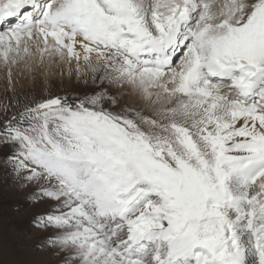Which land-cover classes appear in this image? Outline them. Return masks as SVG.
Wrapping results in <instances>:
<instances>
[{
	"label": "snow or ice",
	"instance_id": "snow-or-ice-1",
	"mask_svg": "<svg viewBox=\"0 0 264 264\" xmlns=\"http://www.w3.org/2000/svg\"><path fill=\"white\" fill-rule=\"evenodd\" d=\"M9 18L5 65L34 48L96 85L0 126L65 264H264V0H0Z\"/></svg>",
	"mask_w": 264,
	"mask_h": 264
},
{
	"label": "rangeland",
	"instance_id": "rangeland-1",
	"mask_svg": "<svg viewBox=\"0 0 264 264\" xmlns=\"http://www.w3.org/2000/svg\"><path fill=\"white\" fill-rule=\"evenodd\" d=\"M215 1L217 5L224 2ZM33 53L29 57L21 56L14 64L5 65L0 60V69L4 71L0 78L3 80L0 83V126L34 101L52 96L74 99L85 92L91 94L92 89L96 88L91 83L92 73L83 68L82 64L81 71L77 72L75 61L69 62L60 57H51L50 72L42 75L38 67L40 57L34 48ZM13 72L24 77V85L14 84V77L9 75ZM132 92L129 88L118 91L111 89V94L117 98V107L151 114L155 108L149 110L137 106L131 100ZM14 151L11 143L0 142V264H65L64 253L49 243L55 238L54 229L38 222L39 217L54 210L55 203L49 199L31 198V193L37 190L35 182L26 183L12 170L8 158Z\"/></svg>",
	"mask_w": 264,
	"mask_h": 264
},
{
	"label": "bare ground",
	"instance_id": "bare-ground-1",
	"mask_svg": "<svg viewBox=\"0 0 264 264\" xmlns=\"http://www.w3.org/2000/svg\"><path fill=\"white\" fill-rule=\"evenodd\" d=\"M216 5H217V2L215 1ZM220 5V3H219ZM218 6V5H217ZM30 10V9H28ZM23 11V10H22ZM18 21V20H17ZM19 22V21H18ZM16 21H14V18H9L8 20H6L3 24H0V31H4V29H6V27L9 26V24L11 23H18ZM12 25V24H11ZM54 57H58V56H54ZM63 60H66L68 61L67 59H63ZM35 62V61H33ZM51 60L49 57H45L44 58V61L43 63H41V61L38 62V67H39V71L42 75H45V74H49L50 72V67H51ZM81 64H82V67L84 68V65H83V61H81ZM3 69H0V78L2 77V73H3ZM7 72V71H5ZM9 73V72H8ZM9 75H12V78L14 77V84L15 85H24V77L21 76V74H17L16 72H13L12 74H9ZM21 76V77H20ZM3 82V80H0V83ZM13 82V81H12ZM15 87V86H14ZM132 102L137 105V106H144L145 108H148L149 110L153 109V108H158L160 107V103H155V104H150L149 102L145 101L144 99H142L139 94L135 91V90H132ZM153 107V108H152Z\"/></svg>",
	"mask_w": 264,
	"mask_h": 264
}]
</instances>
